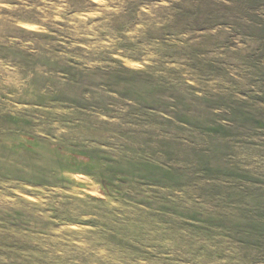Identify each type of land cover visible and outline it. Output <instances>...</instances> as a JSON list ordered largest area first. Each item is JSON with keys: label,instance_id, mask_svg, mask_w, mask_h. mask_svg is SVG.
I'll list each match as a JSON object with an SVG mask.
<instances>
[{"label": "rangeland", "instance_id": "obj_1", "mask_svg": "<svg viewBox=\"0 0 264 264\" xmlns=\"http://www.w3.org/2000/svg\"><path fill=\"white\" fill-rule=\"evenodd\" d=\"M0 264H264V0H0Z\"/></svg>", "mask_w": 264, "mask_h": 264}]
</instances>
